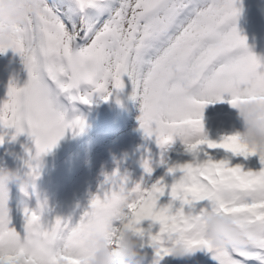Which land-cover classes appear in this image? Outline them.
<instances>
[{"label": "snow or ice", "instance_id": "1", "mask_svg": "<svg viewBox=\"0 0 264 264\" xmlns=\"http://www.w3.org/2000/svg\"><path fill=\"white\" fill-rule=\"evenodd\" d=\"M240 12L236 0H47L43 13L23 26L13 49L28 71L22 86L9 85L0 103V125H27L38 159L64 134L84 125L82 116L69 118L73 102L90 103L94 92L108 99L123 89L125 77L132 95L142 98L140 126L155 136L161 148L159 163L168 164L166 150L179 138L192 159L168 164L167 172L182 174L168 184L153 173L151 157L143 159L149 178L129 184L119 169L106 174L91 207L73 223L44 215L46 204L24 208L22 230L12 225L9 194L0 195V238L15 244L14 252L0 251V264H56L84 251L94 229L107 225L118 211L151 244L158 256L182 241L192 248L213 251L219 264H264V168L245 170L228 159H214L207 148L222 147L248 156L236 135L212 139L204 131L206 103L223 100L222 93H264L262 61L248 50L246 37L229 22ZM207 158H202L201 153ZM264 162V154L260 155ZM168 191L167 203H159ZM210 209L228 213L247 236L243 245L214 247L202 230ZM150 219L147 228L142 221ZM158 224V231H153Z\"/></svg>", "mask_w": 264, "mask_h": 264}, {"label": "clouds", "instance_id": "2", "mask_svg": "<svg viewBox=\"0 0 264 264\" xmlns=\"http://www.w3.org/2000/svg\"><path fill=\"white\" fill-rule=\"evenodd\" d=\"M46 6L47 0H0V52L13 48L20 29L37 14L43 13ZM225 93L230 94L228 102L237 109L243 122V128L232 133L237 137L236 143L252 150L249 154H264V93ZM209 103L203 106L202 111L206 133L204 110ZM11 184H16L22 192L27 193L30 185L34 187V180L20 168L0 163V195L9 194ZM202 230L214 247L248 242L241 224L234 216L221 210L207 211L202 221ZM143 247V235L135 229L126 213L118 211L105 227L94 229L89 234L84 251L75 253L74 259L77 264H144L147 252L142 250ZM14 250L15 244L10 238H0V251L7 254ZM195 250L182 241H176L169 246L166 254L185 258L193 255ZM17 264H23V257L18 258ZM56 264H68L67 257H57Z\"/></svg>", "mask_w": 264, "mask_h": 264}, {"label": "rangeland", "instance_id": "3", "mask_svg": "<svg viewBox=\"0 0 264 264\" xmlns=\"http://www.w3.org/2000/svg\"><path fill=\"white\" fill-rule=\"evenodd\" d=\"M238 1V0H236ZM260 2L257 3V4H254L253 5L251 4H248L249 6L245 7V9H248V13H250L251 10L255 9V11L253 12L254 14L258 13L260 15H264V5L261 4V1L262 0H259ZM244 2V1H243ZM245 4V3H244ZM252 6H253V9H252ZM240 13V12H239ZM242 13V12H241ZM240 25V23L238 24ZM237 25V26H238ZM254 41V40H253ZM258 43V42H257ZM259 43H263V42H259ZM246 44H247V41H246ZM248 45V44H247ZM2 54V56H4V61L3 62H0V82L2 83V85L4 87L6 86H9L11 83H13L14 81H16L17 77H14V76H11V74H8L6 72V63L8 61H11V58H9L7 55H12V57H16L17 55L15 54L16 51L12 48V49H7L3 52H0ZM15 59V58H13ZM22 59V58H21ZM19 73V72H18ZM125 79V86L123 89H117L115 91L112 92L111 96L108 98V99H104L103 98V94L100 93V92H94L93 94H97L98 96H91V102H94V103H98V104H103V105H106L107 102L109 101H113V102H116L118 99H120V101H124L123 99H127L129 101H136V106H137V103H139L142 98L140 96H133L132 95V92H133V87H132V84L131 82L128 80L127 77L124 78ZM14 80V81H13ZM16 83V82H14ZM17 85V83H16ZM224 97H226L227 99L230 98V94H223ZM118 103H121V102H118ZM122 104H124V102H122ZM210 104H214V105H210ZM220 106V100L218 101H215L213 103H209L206 107H205V110H204V114L205 113H210V112H214L215 110L211 109L213 106ZM135 109V108H134ZM120 110V109H119ZM227 111H221L220 113L224 115V113H226ZM112 115H115V114H112ZM141 115V110L139 111V116ZM131 116V115H130ZM138 116V114H137ZM139 116H138V120L135 122V123H138V127L140 125V120H139ZM135 118V117H134ZM10 132H12L10 130V128H7ZM81 130V128L79 126L74 127L72 130V132L67 135V137H63V135L59 138L61 141L60 142H56L53 146H54V149H57V148H60L63 144L64 141H66L67 139H69L72 135H74L76 132H78L77 130ZM222 130V136L224 135H228V134H232L234 131L233 129L230 127V128H227L226 127H223ZM218 137V136H217ZM9 141V140H8ZM177 143H178V146L179 147H182V148H185L184 144L182 142H178L177 140ZM87 148V146H85L83 148V151H85V149ZM53 150V149H52ZM236 154V153H235ZM82 155V153H81ZM237 155V154H236ZM240 156V158L242 159V162H243V165H244V169L245 170H248V169H253V170H258L260 168H264V162H262L260 160V156L259 154H249L248 156H244L242 153L241 154H238ZM80 157V156H79ZM79 159V158H78ZM78 159H76L75 161V164L78 163ZM256 160L258 161V163L256 162ZM257 163V165H255ZM127 173V172H125ZM90 207V205H89ZM218 260V259H217Z\"/></svg>", "mask_w": 264, "mask_h": 264}, {"label": "bare ground", "instance_id": "4", "mask_svg": "<svg viewBox=\"0 0 264 264\" xmlns=\"http://www.w3.org/2000/svg\"><path fill=\"white\" fill-rule=\"evenodd\" d=\"M237 3V7L238 8H240V9H243L244 8V6H245V4H240V2L238 1V2H236ZM238 30H239V32L243 35V36H245L246 37V40H251V37L249 36V32H251V31H256V32H258V34H255L254 35V37L253 38H258L259 36H261L262 35V33H264V28L263 27H258V28H256V27H254V26H250V25H239L238 27ZM263 37H264V35H263ZM12 58V57H11ZM264 63V62H263ZM263 63H261V68H264V64ZM2 87H1V85H0V89H1ZM235 109V108H234ZM127 118V117H126ZM210 122H212L213 120L210 118V120H209ZM233 122L237 125V127H241V128H243V122L240 120V119H238V120H233ZM211 128V130H213V131H215L216 130V127H213V126H211L210 127ZM221 139V138H220ZM177 140L179 141V142H182L179 138H177ZM142 149V146H139V147H137V148H134V149H132V148H126V150H124V154L123 155H121L120 153H116V155H118L119 154V158H125V159H131V160H134V161H140V162H142L143 161V159L145 158V153L143 152L144 150H141ZM211 150L210 151H207V152H209V153H211L212 154V157L214 158V159H224V158H227V156H230L229 154H231L232 152H231V150H225V149H223L222 147H217V148H215V149H212V148H210ZM126 151V152H125ZM45 153H47V151H45ZM115 157V156H114ZM183 157H184V159L182 160V163L183 162H185V161H187V160H190V159H192V154L190 153V152H187V151H184L183 152ZM201 157L202 158H207L205 155H204V153L202 154L201 153ZM230 159H232V160H230L229 161V164L230 165H235V164H237V163H239V164H241V162H242V159H240V157L238 156V154H237V158H232L231 156H230ZM240 159V160H239ZM177 162H179V163H181V161H179V160H177ZM114 171H109V173L108 174H111V173H113ZM180 172L182 173V171L180 170ZM125 172H121V174H124ZM173 175H174V173H166V175H165V179H166V182L168 183V184H171L172 182H168V178L169 177H173ZM106 176V175H105ZM105 179V178H104ZM100 189H101V186H100V188H98V190H97V193L100 191ZM73 190H70V189H68V192H72ZM164 198H165V201H164V203H167V201L170 199V196L167 194V197H165L164 196ZM22 216V215H21ZM142 223V225L145 227V228H147L148 227V225L149 224H152V221L150 220V219H145L144 221H142L141 222ZM153 231H158V224H153Z\"/></svg>", "mask_w": 264, "mask_h": 264}]
</instances>
